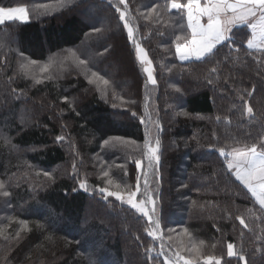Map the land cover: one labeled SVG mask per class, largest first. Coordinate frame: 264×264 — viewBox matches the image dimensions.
I'll use <instances>...</instances> for the list:
<instances>
[{
  "label": "trees",
  "instance_id": "1",
  "mask_svg": "<svg viewBox=\"0 0 264 264\" xmlns=\"http://www.w3.org/2000/svg\"><path fill=\"white\" fill-rule=\"evenodd\" d=\"M167 3L0 0L29 15L0 25V264H166L177 251L193 264H264V211L219 154L264 137V51L247 49L242 26L210 61H181L187 20ZM27 60L37 65L21 69ZM146 134L160 141V179L147 188L155 240L146 217L98 191L136 190Z\"/></svg>",
  "mask_w": 264,
  "mask_h": 264
},
{
  "label": "snow or ice",
  "instance_id": "2",
  "mask_svg": "<svg viewBox=\"0 0 264 264\" xmlns=\"http://www.w3.org/2000/svg\"><path fill=\"white\" fill-rule=\"evenodd\" d=\"M124 3L125 0H119V4ZM157 7L160 6L157 5ZM164 8L165 11L175 9L178 12H182L187 20V30L190 36L178 35L175 42V54L181 61L193 59L196 61H210L212 57L217 55L219 51L218 46L232 47L235 37L233 30L242 26H246L250 31V38H247V49L264 51V0H184V2H181V0H168ZM116 11L119 13L120 20L124 22V28L127 29L129 40L132 41L134 39L133 30L129 27L126 19V10H121L117 5ZM155 11L156 8H153L148 15L151 16L152 12ZM28 19V9L23 5L14 7L0 6V25L12 21L24 22ZM182 39L185 41L183 44L179 42ZM136 55L142 64L147 65L143 68V71L147 74V82L154 85L156 80L153 76L151 61L148 60L147 54L144 53V50L138 43L136 44ZM52 63H54V60L42 66L41 71L47 72ZM79 63L83 65L84 61L80 60ZM33 65H37L35 60H27L20 67L21 69H27ZM92 76L104 85L109 83L107 80H103L97 76L95 72L92 73ZM34 80L35 83L41 82L40 79L35 77ZM92 82L90 79L89 83ZM247 112L251 114L252 109L247 108ZM141 123H145L143 118L141 119ZM57 139L61 140L63 137H58ZM127 143L134 144L135 141H128ZM219 154L225 159L227 171L251 193V196L259 204L260 208L264 209V137L259 138V149L257 143L253 142L245 147L233 148L230 152L225 151L224 148H220ZM143 157L147 161L146 168L142 165L140 159L135 160L137 169V187L135 191H129L126 197L118 191H109L107 188H100L98 191L104 193L105 197H114L116 200L126 203L131 209H135L137 213L147 217L149 219L147 235L154 240L157 238L162 239V237H158V230L161 228L159 219L153 221L152 216L154 213L147 210V205L153 202L147 190L149 172L155 175L157 181L160 179L159 139L153 144L150 134H146L143 143ZM45 174L47 175V173ZM104 175L107 176L108 173L105 172ZM142 176L145 181L144 195L146 199L142 198L137 201L136 198L137 193L140 192L139 184ZM108 183L111 184L112 181ZM3 187L0 184V189ZM81 187L86 190L84 182H81ZM3 195L6 196L8 193L3 192ZM237 219H240L241 224L245 223L239 216ZM148 251L150 252L151 249H148ZM227 255L229 257L236 255L240 261L244 260L242 253L234 251L232 243L227 244ZM175 256L176 260L174 262L168 261L166 264H179L181 260H184V264H193L191 259L185 260L179 251L175 253ZM91 264H97V262L93 260ZM208 264H211V261ZM215 264H220V261L218 259L215 260Z\"/></svg>",
  "mask_w": 264,
  "mask_h": 264
},
{
  "label": "rangeland",
  "instance_id": "3",
  "mask_svg": "<svg viewBox=\"0 0 264 264\" xmlns=\"http://www.w3.org/2000/svg\"><path fill=\"white\" fill-rule=\"evenodd\" d=\"M21 22V21H20ZM119 47V46H118ZM121 53H122V50H119ZM120 53V54H121ZM140 61V60H139ZM47 64H49V63H46V64H41V65H38V66H36V68L37 69H40L41 70V67L42 66H44V65H47ZM144 65V64H143ZM147 65H144V67H146ZM155 130V129H154ZM142 165L146 168V166H147V161H144V162H142ZM154 179H155V175L152 173V172H149V174H148V177H147V188H150V187H152V183H154ZM149 185V186H148ZM139 186H140V192H138L137 193V198L136 199H142L143 197L142 196H140V193L142 192V189H144L145 188V181H144V178H143V176L141 177V179H140V184H139ZM83 189H85V188H83ZM144 192V191H143ZM126 197V196H125ZM143 199H145V198H143ZM138 201V200H137ZM154 203L152 202V203H149L148 205H147V210L149 211V212H153L154 213V215L152 216V220L153 221H155V217H156V212H155V210H154ZM147 218V217H146ZM148 219V218H147ZM149 220V219H148ZM168 261H172V260H170L169 259V257L168 258H165V263L166 262H168ZM210 261V259L209 260H207V262H209Z\"/></svg>",
  "mask_w": 264,
  "mask_h": 264
},
{
  "label": "crops",
  "instance_id": "4",
  "mask_svg": "<svg viewBox=\"0 0 264 264\" xmlns=\"http://www.w3.org/2000/svg\"><path fill=\"white\" fill-rule=\"evenodd\" d=\"M172 11H176L175 9H172ZM24 22H26V21H24ZM194 60V59H193ZM259 149V148H258ZM243 186V185H242ZM244 187V186H243ZM246 189V188H245ZM247 190V189H246ZM248 191V190H247ZM249 193V192H248ZM250 194V196H251V193H249ZM252 197V196H251ZM253 198V197H252ZM254 199V198H253ZM255 201V200H254ZM256 202V201H255ZM256 204L259 206V204L256 202ZM263 211H264V209H262ZM235 251V250H234Z\"/></svg>",
  "mask_w": 264,
  "mask_h": 264
}]
</instances>
